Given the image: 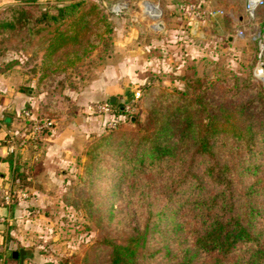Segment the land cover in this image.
Wrapping results in <instances>:
<instances>
[{"label": "trees", "instance_id": "1", "mask_svg": "<svg viewBox=\"0 0 264 264\" xmlns=\"http://www.w3.org/2000/svg\"><path fill=\"white\" fill-rule=\"evenodd\" d=\"M191 2L205 9L198 0L176 1L181 8ZM17 24L34 61L28 87L43 94L36 116H72L64 90L109 52L110 12L101 0H77L25 11ZM17 63L0 62V72ZM215 67L185 75L183 89L147 83L131 104L107 100L115 124L107 125L109 114L105 130L91 136L77 180L63 193L88 218L117 221L113 199L127 186L125 217L134 225L122 241L103 238L98 263L264 264V87ZM139 104L144 122L132 111ZM15 169L18 187L28 186Z\"/></svg>", "mask_w": 264, "mask_h": 264}, {"label": "crops", "instance_id": "2", "mask_svg": "<svg viewBox=\"0 0 264 264\" xmlns=\"http://www.w3.org/2000/svg\"><path fill=\"white\" fill-rule=\"evenodd\" d=\"M74 1L77 0H0V17L11 18L5 22V37L9 41L6 50L0 52V62L13 59L15 55L23 64L31 55L30 49H24L26 32L14 24L15 16L18 20L25 11L30 12L29 6L37 7L38 13L47 5ZM106 1L125 3L127 10L116 15L107 9L114 21V38L109 52L101 63L77 78L76 87L64 90L75 106V113L66 119L54 118L55 123L48 133L43 134L38 142H28L16 154L7 150L5 141L8 135L21 138L24 133L23 111L30 109L36 115L43 94L28 87L34 86L35 82L31 69L0 72V264H28L37 256L27 232L29 209L43 207L55 200L56 197L49 196L47 199L45 194L50 189L47 186H52L51 191L64 192L67 188L65 178L80 172L89 138L101 134L110 117L97 112L96 105L107 100L116 104L136 101L140 89L150 82L152 74L169 71L174 38L180 40L190 34L195 21L199 23V29L206 26V20H197L185 8L179 7L178 0H146L158 2L160 17L149 16L141 7L143 0ZM238 1L206 0L204 8L224 10L228 5L233 11L239 8ZM2 25L0 23V30ZM10 31L12 34H8ZM18 37L23 41L19 42ZM27 63L33 65L30 61ZM122 118L117 117L118 120ZM15 168L27 176L28 186L19 189L18 182L14 181ZM8 191H13L16 196L12 201L5 198ZM22 191L31 195L23 196ZM20 247L32 248V254L23 263L12 255Z\"/></svg>", "mask_w": 264, "mask_h": 264}, {"label": "rangeland", "instance_id": "3", "mask_svg": "<svg viewBox=\"0 0 264 264\" xmlns=\"http://www.w3.org/2000/svg\"><path fill=\"white\" fill-rule=\"evenodd\" d=\"M238 2L240 5L237 10L231 11L227 5L226 9H219V12L205 16L203 20H206V26L199 29L203 36L191 32L186 33L189 37L184 36L180 40L174 38L169 71L166 74H152L149 83L168 87L169 90L183 89L185 75L193 73L203 75L207 67L208 72H211L216 66L220 76L237 75L239 81L251 76L264 87V75L262 78L258 69V66H264V49L260 48V43L264 40V2L252 16L247 13L246 0ZM29 9L30 13L37 12L35 6H29ZM15 17L14 24L17 23ZM10 19V16L0 17V23H3V29L0 30V52L7 48L9 40L5 37L7 33L5 22ZM8 34H12L11 31ZM182 42L184 43L181 44ZM13 56V59H8L18 61L13 70L24 72L32 67L27 62L32 63L33 60L28 59L26 63L21 64L20 60ZM211 61L213 62L209 63ZM132 111L139 113L142 122L146 120L147 112L142 104L134 106ZM124 120V117L121 120L116 119L123 121L128 128L134 127V124L129 125ZM77 174L73 173V176L65 178L67 186L77 180ZM47 188H50L49 193L45 194L47 199L56 197L55 200L43 207L33 206L29 209L27 232L31 236L29 243L35 247L37 256H31L28 264H100L98 260L103 257L106 247L100 245L103 238L110 237L122 241L128 236L130 226L134 225L131 219L125 217L130 194L126 185L119 187L118 195L113 199L115 209L121 218L117 221L90 219L82 210H77L64 202L63 193L67 188L64 192L51 191L52 186ZM19 189L22 188L19 186ZM25 195L28 197L31 194L26 192Z\"/></svg>", "mask_w": 264, "mask_h": 264}, {"label": "built area", "instance_id": "4", "mask_svg": "<svg viewBox=\"0 0 264 264\" xmlns=\"http://www.w3.org/2000/svg\"><path fill=\"white\" fill-rule=\"evenodd\" d=\"M102 4L105 5V7L110 10L113 13H116V15L123 14L125 10H127V6L125 3L122 2H111L107 3L106 0H101ZM199 2H204L206 4V0H198ZM264 0H246V7H247V13L249 16H252L254 11L257 10V8L260 6L261 3H263ZM141 7L144 9V11L152 17H160L161 9L159 7V4L157 1L155 2H149L146 0H143L141 2ZM183 8L186 9V11L190 12L195 19L200 20L203 19L208 14H214L219 12L220 10H213V9H202L198 2H191L185 5ZM157 27H161V25H158ZM264 40L260 43V48L264 49V46H262ZM130 109V107H127ZM96 111L101 114H110L112 117L107 121V125L112 126L115 124V118L112 114V107L109 104L108 101L101 102L96 105ZM37 115V114H36ZM33 115V112L30 109L24 110L22 115L23 121H24V133L21 136V138H17L15 135H8L5 143L7 150L11 152V154H16L20 151L21 148L25 144L35 143L36 140L40 139V137L43 135L44 130H50L54 123L55 119H47V118H39L38 116ZM21 195L26 196L25 193H22ZM14 196V192L8 191L5 194V198L7 201H12Z\"/></svg>", "mask_w": 264, "mask_h": 264}, {"label": "water", "instance_id": "5", "mask_svg": "<svg viewBox=\"0 0 264 264\" xmlns=\"http://www.w3.org/2000/svg\"><path fill=\"white\" fill-rule=\"evenodd\" d=\"M191 32L193 34H198L199 36H203V32L199 30V23L197 21L193 22L192 27H191ZM113 97H111V101H113ZM32 254V248H25V247H20L18 250H15L12 252V255L15 258H19L21 263L25 260V258L30 257Z\"/></svg>", "mask_w": 264, "mask_h": 264}, {"label": "bare ground", "instance_id": "6", "mask_svg": "<svg viewBox=\"0 0 264 264\" xmlns=\"http://www.w3.org/2000/svg\"><path fill=\"white\" fill-rule=\"evenodd\" d=\"M262 46H264V42L262 44ZM258 69H259V74L260 76L263 78V75H264V66H258Z\"/></svg>", "mask_w": 264, "mask_h": 264}]
</instances>
